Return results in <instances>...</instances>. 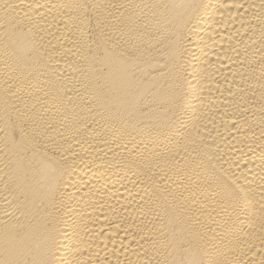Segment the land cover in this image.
I'll list each match as a JSON object with an SVG mask.
<instances>
[{
  "label": "bare ground",
  "instance_id": "obj_1",
  "mask_svg": "<svg viewBox=\"0 0 264 264\" xmlns=\"http://www.w3.org/2000/svg\"><path fill=\"white\" fill-rule=\"evenodd\" d=\"M0 264H264V0H0Z\"/></svg>",
  "mask_w": 264,
  "mask_h": 264
}]
</instances>
